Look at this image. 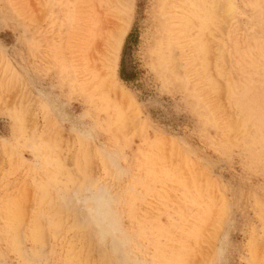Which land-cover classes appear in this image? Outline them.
<instances>
[{"label":"rangeland","instance_id":"374dc122","mask_svg":"<svg viewBox=\"0 0 264 264\" xmlns=\"http://www.w3.org/2000/svg\"><path fill=\"white\" fill-rule=\"evenodd\" d=\"M78 262L264 264V0H0V264Z\"/></svg>","mask_w":264,"mask_h":264},{"label":"bare ground","instance_id":"6f19581e","mask_svg":"<svg viewBox=\"0 0 264 264\" xmlns=\"http://www.w3.org/2000/svg\"><path fill=\"white\" fill-rule=\"evenodd\" d=\"M80 8V7H79ZM82 25V24H81ZM110 54V53H109ZM108 54V55H109ZM58 202V201H57ZM53 212V211H52ZM128 214V213H127ZM133 218V217H132ZM133 224V223H132ZM43 227V226H42ZM41 227V228H42ZM42 232V231H41ZM41 232H40V230L39 231H37V228L35 229V231H34V234H33V236H32V241L33 242H36V243H38L39 242V239H41V237H40V235H41ZM66 240V239H65ZM16 242V241H15ZM86 252V251H85ZM85 254V253H84ZM84 257V256H83ZM75 258H77V257H75ZM85 258V257H84ZM73 259V258H72ZM78 259V258H77ZM75 260V259H74ZM85 260V259H84ZM83 260V261H84ZM76 261V260H75ZM171 262V261H170ZM71 263V262H70ZM86 263V262H85ZM35 264V263H34ZM75 264V263H74ZM78 264H79V262H78ZM84 264V263H83ZM174 264V263H173Z\"/></svg>","mask_w":264,"mask_h":264}]
</instances>
